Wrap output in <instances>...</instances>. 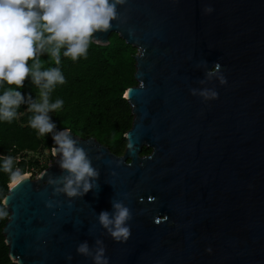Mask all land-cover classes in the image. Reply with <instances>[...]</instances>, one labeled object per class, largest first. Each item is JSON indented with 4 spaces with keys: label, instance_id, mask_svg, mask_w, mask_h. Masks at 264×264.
I'll use <instances>...</instances> for the list:
<instances>
[{
    "label": "water",
    "instance_id": "water-1",
    "mask_svg": "<svg viewBox=\"0 0 264 264\" xmlns=\"http://www.w3.org/2000/svg\"><path fill=\"white\" fill-rule=\"evenodd\" d=\"M117 13L92 41L107 46L115 33L137 49L125 153L71 132L98 187L72 200L54 194L58 154L40 177L9 187L10 258L94 264L77 246L99 239L109 264H264V0H126ZM215 63L227 84L202 85ZM204 87L218 99L192 95ZM112 201L132 213L127 242L99 224Z\"/></svg>",
    "mask_w": 264,
    "mask_h": 264
},
{
    "label": "clouds",
    "instance_id": "clouds-1",
    "mask_svg": "<svg viewBox=\"0 0 264 264\" xmlns=\"http://www.w3.org/2000/svg\"><path fill=\"white\" fill-rule=\"evenodd\" d=\"M126 0H0V86L9 87L0 93V121L11 122L18 115L21 105L33 115L30 126L40 135L52 133L53 154L59 155L62 174L50 179L55 185L54 194H64L70 200L81 197L98 187L99 171L92 165L88 153L78 146L71 129L54 131L55 123L50 113L62 108L63 101L51 100V93L57 85L65 83L59 65L61 55L73 62L86 57L93 35L110 30L111 22L117 18V6ZM211 13V8L205 9ZM47 55V62L41 57ZM31 61V64H29ZM45 63L56 67L45 68ZM202 85L216 79L221 85L227 84L219 63L207 70ZM31 79L39 89L38 99L27 98L19 89ZM15 86L14 88L11 86ZM193 96L199 95L205 101L218 99V93L211 88L192 89ZM130 150L134 145L129 143ZM99 159V157H97ZM12 157H5L0 168L10 174V189L23 179L21 171L13 170ZM54 207L53 203L47 205ZM9 213L0 208V219ZM133 219L130 209L123 202L112 201V211L98 214L100 226L116 242H127L131 236L129 221ZM77 254L90 257L94 264H109L102 240L91 247L87 241L77 246ZM69 261L72 260L68 256Z\"/></svg>",
    "mask_w": 264,
    "mask_h": 264
},
{
    "label": "trees",
    "instance_id": "trees-1",
    "mask_svg": "<svg viewBox=\"0 0 264 264\" xmlns=\"http://www.w3.org/2000/svg\"><path fill=\"white\" fill-rule=\"evenodd\" d=\"M136 54V48L114 33L107 46L92 41L87 56L75 62L61 55L59 67L65 77V83L56 86L51 93V100L55 102L60 99L63 106L51 117L56 125L54 131L71 129L76 136L95 138L112 153L121 156L128 144L125 135L133 123L131 106L125 94L129 88L137 86ZM41 59L47 62L49 57L43 55ZM44 67L56 65L45 63ZM8 87L7 84L0 86V93ZM19 90L25 98L31 95L33 99H38L39 89L32 84L30 78ZM32 115L25 104L20 106L14 120L0 121V164L5 157L10 156L14 162L13 170L22 168V175L25 174L27 166H36L32 160L25 158L28 152L40 153L47 149L52 151L54 146L52 133L42 137L30 126ZM150 153L151 150L143 149L142 154ZM18 157L21 158L20 161H17ZM9 185L10 174L0 168V208L6 211L8 210L4 199L9 193ZM8 219L9 215L0 219V264H16L10 258L9 247L3 234Z\"/></svg>",
    "mask_w": 264,
    "mask_h": 264
},
{
    "label": "built area",
    "instance_id": "built-area-1",
    "mask_svg": "<svg viewBox=\"0 0 264 264\" xmlns=\"http://www.w3.org/2000/svg\"><path fill=\"white\" fill-rule=\"evenodd\" d=\"M44 152H40V153H33V152H28L27 153V156L25 157L27 160H32L34 163H36L35 165L36 166H33V167H29V166H27V168H26V171H25V174L24 175H29L31 178H33L34 176H33V173H35V174H37V176L35 177V178H38V177H40V175L42 174L41 172H43V171H41L44 167H46V164H45V162H44V159H45V157H44V154H43ZM49 155H50V153H49ZM21 160V158L20 157H18L17 158V161H20ZM20 171H21V173L23 172L22 171V168H19V167H17ZM16 168V169H17ZM41 173V174H40ZM23 176V175H22Z\"/></svg>",
    "mask_w": 264,
    "mask_h": 264
},
{
    "label": "rangeland",
    "instance_id": "rangeland-1",
    "mask_svg": "<svg viewBox=\"0 0 264 264\" xmlns=\"http://www.w3.org/2000/svg\"><path fill=\"white\" fill-rule=\"evenodd\" d=\"M50 115H51V117L54 115V112H52V113H50ZM42 137L44 136V135H41ZM49 153H50V155H49ZM125 153V152H124ZM124 153L122 154V155H124ZM44 157H45V159H44V162H45V164H46V167L48 168L51 164H53L54 162H55V160H56V155L55 154H53V151H50V150H45L44 151ZM121 155V156H122ZM142 156H147V155H144V154H142ZM46 168V169H47ZM45 171V170H44ZM42 173V172H41ZM40 173V174H41ZM33 179H37V178H35L36 176H37V174H35V173H33Z\"/></svg>",
    "mask_w": 264,
    "mask_h": 264
},
{
    "label": "bare ground",
    "instance_id": "bare-ground-1",
    "mask_svg": "<svg viewBox=\"0 0 264 264\" xmlns=\"http://www.w3.org/2000/svg\"><path fill=\"white\" fill-rule=\"evenodd\" d=\"M28 177H30V176H29V175H23V179L28 178ZM23 179H22V180H23ZM22 180H21V181H22Z\"/></svg>",
    "mask_w": 264,
    "mask_h": 264
}]
</instances>
